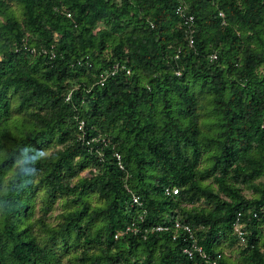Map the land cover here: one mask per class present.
I'll return each mask as SVG.
<instances>
[{
    "label": "trees",
    "instance_id": "1",
    "mask_svg": "<svg viewBox=\"0 0 264 264\" xmlns=\"http://www.w3.org/2000/svg\"><path fill=\"white\" fill-rule=\"evenodd\" d=\"M176 220L264 264V0H0V264H210Z\"/></svg>",
    "mask_w": 264,
    "mask_h": 264
},
{
    "label": "built area",
    "instance_id": "2",
    "mask_svg": "<svg viewBox=\"0 0 264 264\" xmlns=\"http://www.w3.org/2000/svg\"><path fill=\"white\" fill-rule=\"evenodd\" d=\"M185 10H186V5H185V3L183 1H181L177 5V7L175 9V12H176V14H178L182 18V21H183L182 24H184L187 27H189V26L192 25L193 16L192 15H185ZM220 15H222V14H220ZM192 33L193 32L189 33V39H188V43H189L190 46L194 43L193 42ZM116 68L117 67L114 65L109 71L106 70V71L100 73V75H99L100 83L103 84V82L105 81L106 77L109 74H113L117 70ZM126 73H129V71L126 70ZM66 98L68 99V97H66ZM82 127H83V122L81 121L79 123V128L82 129ZM165 193L171 194V195H176V194H178V188H176V187H167V188H165ZM133 201L134 202H138V197L137 196H133ZM240 219H241V215L238 212L237 216L235 217L234 222H233V230H234V233L239 237V239L242 242H244L243 231L241 230V228L243 227V224L240 222ZM174 227L176 229L183 230L188 235L189 243L185 247H183V249H182L183 253H185L189 258H191L193 256V253L195 251H198L202 258L208 260L210 264H215L214 259H210V256L208 254H206L205 252H203L201 246L197 244V240H196L195 234L193 233L192 228L188 224L181 223L178 220H176L174 222ZM154 229L159 231V230L165 229V227L157 226ZM128 231H135V228L133 227V225L132 226H127L125 228V232H128ZM120 234H121L120 232L116 233L115 234V238L118 237V235H120ZM219 256H220V254L218 253L217 257H219Z\"/></svg>",
    "mask_w": 264,
    "mask_h": 264
}]
</instances>
